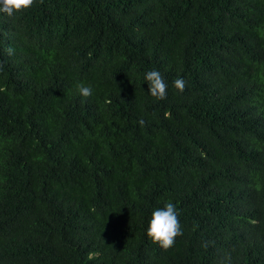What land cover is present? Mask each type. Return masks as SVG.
<instances>
[{
	"label": "trees",
	"instance_id": "16d2710c",
	"mask_svg": "<svg viewBox=\"0 0 264 264\" xmlns=\"http://www.w3.org/2000/svg\"><path fill=\"white\" fill-rule=\"evenodd\" d=\"M169 200L163 249L146 229ZM0 264H264V0L0 14Z\"/></svg>",
	"mask_w": 264,
	"mask_h": 264
},
{
	"label": "clouds",
	"instance_id": "9594fccd",
	"mask_svg": "<svg viewBox=\"0 0 264 264\" xmlns=\"http://www.w3.org/2000/svg\"><path fill=\"white\" fill-rule=\"evenodd\" d=\"M36 0H0V14H4L9 18H14L28 10H30ZM9 54L12 49H8ZM143 80L147 82L148 94L155 100H164L167 96L168 83L158 69L146 70L143 73ZM174 87L180 92L184 91L185 81L182 77H177L173 81ZM78 93L83 98L92 95L93 88L91 85L78 83L76 85ZM143 124V120L140 121ZM178 209L175 204L169 200L152 209L151 217L148 220L146 233L153 243H156L163 249H169L176 242V237L182 234V228L179 220Z\"/></svg>",
	"mask_w": 264,
	"mask_h": 264
}]
</instances>
